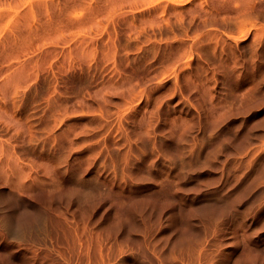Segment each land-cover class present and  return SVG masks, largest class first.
Here are the masks:
<instances>
[{"label": "rangeland", "instance_id": "374dc122", "mask_svg": "<svg viewBox=\"0 0 264 264\" xmlns=\"http://www.w3.org/2000/svg\"><path fill=\"white\" fill-rule=\"evenodd\" d=\"M171 249L264 264V0H0V264Z\"/></svg>", "mask_w": 264, "mask_h": 264}, {"label": "bare ground", "instance_id": "6f19581e", "mask_svg": "<svg viewBox=\"0 0 264 264\" xmlns=\"http://www.w3.org/2000/svg\"><path fill=\"white\" fill-rule=\"evenodd\" d=\"M191 150H193L192 148H191ZM194 152H195V149L193 150ZM182 151H180V153H181ZM192 152V151H191ZM190 152V153H191ZM193 153V152H192ZM190 155L191 154H189V158H190ZM182 156H184V155H182ZM194 156V154H192V157ZM185 157V156H184ZM183 157V158H184ZM187 157H188V155H187ZM185 159V158H184ZM185 160H187V158L185 159ZM184 160V161H185ZM188 160H190V159H188ZM10 204H12V203H10ZM9 204V205H10ZM9 205L7 206V208L9 207ZM12 206H14V204L12 205ZM12 206L10 205V207L12 208ZM10 210V209H9ZM12 210V209H11ZM9 213V212H8ZM7 213V214H8ZM11 214V213H10ZM10 214H8V215H10ZM164 251L162 250V249H154V254H155V256H157V257H161V256H165L164 255V253H163ZM198 254L199 255H201L202 254V251L201 250H199V252H198ZM169 255H170V257H171V260H172V264H186L185 262H184V260H183V257L185 256V252L184 251H181V252H179V253H176L175 252V250H173V249H171L170 250V252H169ZM188 255L189 256H192V254L191 253H188ZM158 263L159 264H166L161 258H159L158 259ZM196 263V261H192L191 262V264H195ZM152 264H155L154 262H152Z\"/></svg>", "mask_w": 264, "mask_h": 264}]
</instances>
